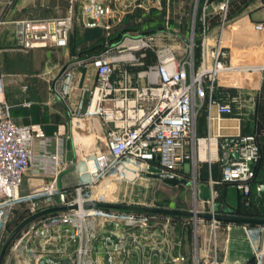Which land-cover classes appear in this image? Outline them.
I'll use <instances>...</instances> for the list:
<instances>
[{
	"label": "built area",
	"instance_id": "2783aa9c",
	"mask_svg": "<svg viewBox=\"0 0 264 264\" xmlns=\"http://www.w3.org/2000/svg\"><path fill=\"white\" fill-rule=\"evenodd\" d=\"M64 1L69 3L64 15L23 18L16 22L17 43L21 48L67 46L77 6L92 24L103 26L108 31L127 13L139 7L148 9V5L134 0ZM156 2L162 9L163 0H154L153 3ZM228 3L229 0H224L218 5L222 12L221 29L229 20ZM200 20L204 30L199 60L194 54L195 42L189 46L188 54L183 59L177 57L172 47L158 49L157 61L135 74L127 66L116 70V62L136 60L132 53L129 59L119 60L106 50L89 60L96 81L93 86L80 88L78 101L76 105L70 106V112L75 129H82L81 125L91 119H100L105 129L101 133V147L94 152L88 153L84 141H81L80 161L84 163V171L81 172V182L76 184L70 194L60 188L59 177L74 161L67 159V142L75 141L74 137L72 139L61 133L46 136L38 134L31 126L15 123L11 106L5 99V74L0 72V240L6 234L9 209L17 201L37 196L31 194L24 198L19 195L27 172L33 175L48 174L51 177L43 194L46 195V201H51L58 194L60 203H51L48 207L78 205L77 209L51 213L32 221L14 238L8 250H17L23 241L28 240V236H32L39 241L40 250H45L49 242L53 245L56 243L57 247L55 254L39 252L37 246L26 249L29 256L25 259L27 263L34 260V264H37L40 258L45 257L49 264H60L65 258L70 259L69 264H117L118 254L123 252L125 257L129 254L125 247L127 237L113 230L100 234L101 220L113 224L115 228L140 230L147 228L156 216L96 207L83 208L85 202L100 201L87 196V190L109 177L116 178L119 172L122 176L166 172L180 177L191 169L196 178L193 184L194 198L195 202L199 201L193 209L195 212H206L199 211L198 206L210 201L211 207L207 213H217L213 185L219 181L234 184L245 198L252 194V182L257 177V165L261 157L259 134L258 131L232 135L222 133L224 117L234 114V103L238 100L218 95V91L224 86L221 84L222 76L235 70L226 62L228 52L220 34L213 47H208L207 18L203 16ZM254 28L263 31L264 19L256 22ZM149 45L146 40L136 38L127 48L133 51ZM72 83V74L68 73L58 90L62 98L69 95ZM202 109H206L205 136H199L197 131V118ZM79 132L76 130L78 138H81L83 133ZM37 145L38 154L35 153ZM201 152H204L207 164L206 185L211 190L210 199L199 197L201 191L198 185L201 182L197 181V165ZM216 163L220 164L222 171L219 181L213 178V164ZM261 185H258V191ZM38 211L33 209L32 214ZM199 220H194L197 227ZM208 220L211 225L213 264H218L216 233L221 221ZM245 230L254 242L255 237L264 232V226L247 224ZM196 236L198 239V228ZM138 239L133 237L134 246H139ZM98 240L101 242L100 247ZM203 251L206 252L207 248ZM263 257L264 252L255 248L253 264H261ZM180 259L184 260V257ZM196 263H199L198 254ZM118 264L125 263L121 261Z\"/></svg>",
	"mask_w": 264,
	"mask_h": 264
},
{
	"label": "crops",
	"instance_id": "0c3cea01",
	"mask_svg": "<svg viewBox=\"0 0 264 264\" xmlns=\"http://www.w3.org/2000/svg\"><path fill=\"white\" fill-rule=\"evenodd\" d=\"M134 1L137 3L143 2L150 7L156 6L159 13L166 11L165 9L168 8H166L167 0H163L162 9L157 2L153 3L154 0ZM193 1L170 0L173 14L178 12L179 15L185 16L190 12V5ZM223 1L196 0L200 9V12L196 13L200 21L198 26L200 39L198 52L196 53L194 50L196 60H199L202 54L201 40L204 24L200 18L203 16L207 18L210 12L218 11V5ZM255 2L257 0H229L227 12L229 20L225 27L221 29L220 26L222 16L219 18L214 14L212 15L215 16V19L212 17V21H208L206 27L209 35L208 47H213L220 34L225 50L228 52L226 62L235 70L231 74H224L221 78V84L224 86L221 87L223 90L220 95L237 98L238 100L234 103V114L224 117L222 133L232 135L258 131L259 141L263 146L260 139L262 133L255 124L254 119L245 120L242 113L235 112V105L241 103L255 90L254 73L264 70V30L256 31L254 28L255 23L263 20L264 16L255 18L252 15L253 10L264 7V0H260L258 4ZM54 4L56 6V0L40 3H36L34 0H18L13 5L9 4L7 0H0V72L5 74V99L11 106L15 123L31 126L38 134L46 136L57 133L71 136V138L73 136L75 139V141L72 140L74 143V163L77 159L80 160L82 154L80 151L82 140L77 138L76 130L80 131L79 133L87 131L79 128L75 129L76 126L72 120L70 106L76 105L81 87L94 85L96 74L88 62L95 55L106 50L112 51L116 42L110 41V33L115 30V24L120 23V21L115 22L113 29L108 31L103 26L92 24L83 16L81 8L77 6L74 9L75 22L67 46L28 50L21 48L17 43L16 22L23 18L50 16L52 12L55 13ZM37 6H42L43 11L38 15H34ZM211 8L215 10H211ZM62 9V15L66 14L69 9L67 1L63 0ZM127 15H130V13L124 15L123 18H126ZM194 28L196 30V26ZM173 50L175 51L174 48ZM177 57L183 59L186 55L177 54ZM85 64H87V67ZM238 71H246L247 73L242 77H238L235 75ZM68 73L72 74L73 83L67 98H62L58 94V90L60 91L61 85L63 86ZM231 85L234 87H228ZM231 92H233V95ZM213 111H215V108H213ZM85 123L91 127L92 134L102 133L105 129V125L100 119L86 120ZM206 128V109H202L197 118L199 136H205ZM35 153H39L38 145L35 148ZM216 165L220 174L218 177H214L215 170L213 169V178L219 181L222 177V171L220 164L216 163ZM71 168L60 174L59 186L62 189L70 187V184L62 179L65 176L68 180ZM27 173L26 175H29L35 181H44L45 178H51L48 174L33 175L30 172ZM64 173L65 175H63ZM201 183L206 184L207 179ZM263 183L264 181L259 177L258 171L256 179L252 182V195L255 199L258 194L257 187ZM218 184L220 189H216L217 192L214 191V193L216 192L215 195H223L225 203L236 207L242 193L234 184L220 181ZM230 187L235 188L238 192L237 200L234 203L227 195ZM155 215L149 224L150 228L148 226L145 229L138 230L140 233L139 246H134L132 243L136 230L123 227L115 228L111 223L102 224L99 229L100 234L104 231L113 230L127 237L125 247L128 248L129 254L126 257L123 252L118 254L116 256L118 259L117 264L121 261L125 264H197V254L199 256L198 264H213L211 225L210 222H204L209 221L208 219L198 221L199 236L197 239L194 229L196 224L193 218ZM245 225L247 224L221 221L216 233V260L218 264H253L255 261V248L264 252V232L257 235L254 242H252L246 233ZM99 244H101L100 240H98ZM204 248H207L206 252L203 251ZM181 257H184V260H181Z\"/></svg>",
	"mask_w": 264,
	"mask_h": 264
},
{
	"label": "rangeland",
	"instance_id": "374dc122",
	"mask_svg": "<svg viewBox=\"0 0 264 264\" xmlns=\"http://www.w3.org/2000/svg\"><path fill=\"white\" fill-rule=\"evenodd\" d=\"M9 1L10 0H7L8 3ZM17 1L18 0H14L11 4L13 5ZM45 1L51 0H34V2L36 3ZM259 2L260 0H257V2L255 3L258 4ZM166 4V8H168L165 9L166 11H162L160 13L157 11L158 9H156V6H148V9L139 7L137 8V10L132 11L130 15H127L126 18H122V21H120V23L115 24V30L110 33V41L116 42V45L112 48L111 55L116 59L122 60L123 58L129 59L132 53V55H134L136 58V60H132L130 62H116V70L127 66L128 68H130L131 72L135 74L136 72L147 68L149 65L157 61V50L160 48L173 47L176 53L181 56H185L188 54L189 46L192 45V42H195L196 38V32H194L195 30L193 28L199 21L198 16H196V13L198 14L200 12L199 4L198 2L196 3V0H194L190 5V12H188V14H186L185 16L179 15L178 12L176 14H173L170 0H167ZM41 7L42 6L36 7L34 15L42 13L43 10L41 9ZM62 7L63 0H56V6L54 4L55 13L52 12L50 16L62 15ZM211 10L215 9L211 8ZM212 14L217 15L219 18H221L222 16V12L220 10L212 11L207 17V22L212 21ZM252 15L255 18L263 17L264 7L256 8L255 10H253ZM50 16H37L33 18H48ZM213 19H215V16L213 17ZM136 38L144 39L149 42L150 45L143 49H137L133 51L128 50L127 46L133 43V39ZM194 50H196V45L194 46ZM196 52H198V49L196 50ZM246 73V71H238L237 73H235V75L238 77H242L243 75H246ZM254 74L255 75H253V83L256 86L254 88L255 90L251 93V95L243 99L241 103H237L235 105V112L242 113L245 120L254 119V122L257 125L258 129L262 134H264V70L258 71ZM231 93L233 95V92ZM81 128L83 129V131L86 129L89 131L91 130V127H89L86 123H83L81 125ZM83 133L84 134L81 135V140L84 141L86 151L88 153H92L97 148L101 147L100 141L102 140L103 134H92L91 131L89 133ZM214 165L215 167L217 166L216 164H213V169L215 170L214 177H218L220 172L218 167H216L215 169ZM70 167L72 168L69 171L68 180L65 176L62 179L64 182H68L70 184V187L63 189L68 194L72 192V189L76 186V184L81 182V172L84 171V163L77 159V161H75ZM197 168V181L198 183H200L208 178L207 164L205 161L204 152L199 153ZM258 168L259 173H262L261 169H264V144L261 148V157L258 163ZM63 175H65V173ZM179 178H184L191 184H178L176 186H170L163 183L159 179L148 177L146 173H141L136 176L123 174L122 176L119 172L116 178L112 177V179H107L93 186L90 190H87V196L95 197L100 201L139 204L155 207H172L181 210H193L195 208V204H198L199 202L198 200L195 202L194 198L193 184L195 182L194 180L196 179L194 176V172L189 169L187 172L182 173ZM50 181V178H45L44 181H35L31 179L29 175L24 176V181L22 186L20 187L19 195L21 197H24L31 194H36L37 196L33 198L24 197L25 199L17 201L9 209L7 216L6 234L4 235L2 240H0V252L13 229L25 218L31 215L33 209L41 210L48 207L51 203L54 205L60 203V196L58 194L54 195L51 201H46V195H44L43 192ZM213 186L214 191L216 192V189H220L218 183L214 184ZM222 190L225 191L224 188H222ZM216 192L214 193V195L216 194ZM227 195L233 203L236 202L238 192L235 188L230 187L228 189ZM218 198L219 196L215 195V203L217 202ZM198 207L199 211L207 212L211 207V202L206 201ZM101 221V224H104L103 220ZM148 228H150V225ZM197 228V226L194 227L195 232ZM136 231L137 232L135 233V236L140 238L138 229H136ZM26 239L28 240L23 241L19 245L17 250L7 251L3 264H34V260L30 261L29 263L25 261V259L29 257L26 249L30 247L36 248V246L39 247V241H36L32 236H28ZM45 246V250H40L42 247H39L38 251L52 252L53 254H55V249L57 247L56 243L53 245L49 242L46 243Z\"/></svg>",
	"mask_w": 264,
	"mask_h": 264
},
{
	"label": "water",
	"instance_id": "95a60500",
	"mask_svg": "<svg viewBox=\"0 0 264 264\" xmlns=\"http://www.w3.org/2000/svg\"><path fill=\"white\" fill-rule=\"evenodd\" d=\"M74 157L73 153V142L68 140L67 142V159L72 161ZM148 177H152L155 179L161 180L163 183L176 186L178 184H186L190 185L191 183L184 179L179 178L177 175L172 173L160 172V173H150L147 174ZM201 193L199 197L201 199H210L211 198V190L210 187L206 184L200 183L198 185ZM256 202L259 206L261 216H241L232 213L231 210L225 211L223 213L219 212L216 206L217 213H207V212H195L194 210H181L167 207H155V206H146L139 204H128V203H119V202H109V201H88L83 204V208H102V209H111V210H119V211H127V212H138V213H147V214H162V215H170V216H183L190 217L194 220L198 219H214L220 221H229V222H238L244 224H255V225H263L264 226V184L261 185L258 194L256 196ZM78 208L77 204L73 205H58L52 206L45 209H42L27 218H25L22 222H20L10 233L7 240L5 241L2 250L0 252V264L4 263L6 253L8 251L9 246L11 245L14 238L20 233V231L26 227L32 221L51 214L58 211H68L72 209ZM114 239V236H112ZM70 259L65 258L60 261V264H69ZM37 264H49L48 260L45 257L39 259ZM261 264H264V257L262 258Z\"/></svg>",
	"mask_w": 264,
	"mask_h": 264
},
{
	"label": "trees",
	"instance_id": "16d2710c",
	"mask_svg": "<svg viewBox=\"0 0 264 264\" xmlns=\"http://www.w3.org/2000/svg\"><path fill=\"white\" fill-rule=\"evenodd\" d=\"M228 19L229 16L227 15ZM199 20V19H198ZM198 26H199V21L196 25V38H195V45H196V50L199 47V43H200V39H199V33H198ZM195 50V52H196ZM197 53V52H196ZM223 89H219L218 91V95H220V92ZM260 139L262 141V143L264 144V134L260 135ZM259 171L258 165H257V172ZM262 173H259V177L264 181V169H261ZM224 196H219L217 202H216V206L219 212L223 213L225 211L231 210L232 213L236 214V215H241V216H261L260 214V210H259V206L256 202L255 197L251 194L248 198L243 197V195L241 194L238 205L236 207H232L230 205H228L227 203L224 202L223 200ZM248 199V204L246 203ZM174 217H180V216H174ZM249 225H253L256 226L255 224H249Z\"/></svg>",
	"mask_w": 264,
	"mask_h": 264
},
{
	"label": "bare ground",
	"instance_id": "6f19581e",
	"mask_svg": "<svg viewBox=\"0 0 264 264\" xmlns=\"http://www.w3.org/2000/svg\"><path fill=\"white\" fill-rule=\"evenodd\" d=\"M236 83H239V82H236ZM77 137H78V134H77ZM82 198V197H81ZM79 199V203H81L82 199ZM77 209V208H76ZM175 209V208H174ZM58 212H61V211H58Z\"/></svg>",
	"mask_w": 264,
	"mask_h": 264
}]
</instances>
